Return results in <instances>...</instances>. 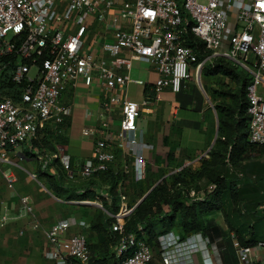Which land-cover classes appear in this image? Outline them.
I'll list each match as a JSON object with an SVG mask.
<instances>
[{"label":"built area","instance_id":"2783aa9c","mask_svg":"<svg viewBox=\"0 0 264 264\" xmlns=\"http://www.w3.org/2000/svg\"><path fill=\"white\" fill-rule=\"evenodd\" d=\"M92 16L112 30V40L108 41L106 33L100 42L101 52L110 56L109 61L83 47ZM188 33L203 42L208 51L203 59L198 60L187 43ZM216 57L249 73L245 86L247 140L264 144V96L257 89L264 85V0H0V83L2 71L9 67L10 80L18 90L9 97L0 86L1 175L13 184L14 174L3 166L15 164L11 151L23 144L31 149L40 170L52 175H57L60 167L70 179L75 175L88 180L110 170L121 177L116 186L120 206L112 215L111 225L120 240L115 264H215L209 240L200 232L185 236L163 232L151 245L141 225L136 232H127L124 226L132 210L125 203L130 160L136 178H143L146 169L136 118L148 99L137 102L126 95L129 83L145 84L130 77L132 61L153 63L160 76L152 89L158 93L165 85L178 91L181 81L190 77L191 67L195 78L206 61ZM32 67L34 74H30ZM79 79L86 85L97 81L103 103L98 128L82 129L84 134L96 135L92 155L74 167L70 155L55 144L71 110L63 94ZM116 114L119 127L113 131L109 125ZM41 134L50 137L53 149L32 144ZM118 153L122 160L114 166ZM30 177L36 179L37 175L30 173ZM202 193L188 191L192 198ZM18 203V217H30L29 226L38 229L29 196L18 195ZM10 219L2 205L0 226ZM77 221L85 224L83 219ZM69 226L70 221L60 217L44 229V254L56 264L88 257L86 236L68 235ZM18 233L23 234L24 228ZM234 245L239 264H249L254 253L264 248L263 242L240 246L235 239ZM154 247L158 249L157 263L153 261Z\"/></svg>","mask_w":264,"mask_h":264},{"label":"crops","instance_id":"0c3cea01","mask_svg":"<svg viewBox=\"0 0 264 264\" xmlns=\"http://www.w3.org/2000/svg\"><path fill=\"white\" fill-rule=\"evenodd\" d=\"M106 33L108 41H111L112 30L106 29L102 21L96 17H90L83 47L95 56H102L109 61L110 56L102 53L100 49V42ZM210 62L212 61L206 63L207 70L212 66ZM116 71L122 72L123 69ZM190 72V77L181 81L178 91H173L165 85L156 93L152 89V84L160 75L153 63L144 59L132 61L130 77L141 79L145 84L129 83L126 95L137 102L148 99L147 105L136 118L137 128L141 131V152L146 161L145 176L136 178L133 162L130 160L131 167L125 182V203L132 207V210L155 185L162 181L169 184L175 175L181 173L183 167H190L191 171L198 169L203 159L210 158L209 153L215 147L216 140H225L227 136L226 133L218 132L216 107L233 104L235 98L232 93L236 91L239 79L220 71L212 72L211 69L208 72L201 69L195 78L192 67ZM145 87H148L147 91L144 90ZM257 89L264 96V85L259 84ZM62 98L70 103L71 110L63 127L64 132L57 137L58 143L55 145L63 147L75 167L92 155L96 135L92 132L84 134L82 129L88 126L98 128L103 103L102 88L97 81L86 85L79 79L73 87H67ZM118 117L119 114H116L109 125L113 131L119 127ZM55 145L52 144L53 147ZM30 150L26 144L17 147L11 151L10 156L13 161L17 159L19 162L12 166H3L14 174L15 181L12 185H9L0 173V213L2 205H5L11 216L5 226H0L4 228L0 234V264H56L44 254L46 243L44 229L51 227L60 217L70 221L68 235L84 234L91 247L85 260L70 259L68 264H115L120 240L111 225L112 215L120 206V199L116 195L117 188L113 189L109 179L99 182L97 180L87 184L85 188L82 183H70L79 196L70 200L59 198L50 189L45 178L37 175L38 161L34 159ZM121 160L122 155L118 153L114 166L120 165ZM30 173H35L37 178H31ZM210 184L204 183L207 188ZM83 189H87L88 192H84ZM83 192L92 199L84 196L86 199L79 200ZM24 194L31 200L34 217L40 225L38 229L29 226L30 217H18V195ZM96 202L101 205H96ZM162 209L163 213L169 211L168 205L165 204L162 205ZM76 218L83 219L85 224L78 222ZM107 219H111L110 224H106ZM211 223L217 229L216 236L210 231L206 234L196 232H200L209 240L215 264H239L234 240L230 239V233L226 232L221 214L214 216ZM160 224L154 223V228L158 230ZM139 225L141 224L136 228ZM16 227L17 233L20 228H24V233L20 237L15 234ZM171 231L182 236L181 231L174 229ZM94 256L95 258H92ZM153 256L154 263H157L156 247L153 248ZM102 257L104 261H98ZM249 264H264V248L254 253Z\"/></svg>","mask_w":264,"mask_h":264},{"label":"trees","instance_id":"16d2710c","mask_svg":"<svg viewBox=\"0 0 264 264\" xmlns=\"http://www.w3.org/2000/svg\"><path fill=\"white\" fill-rule=\"evenodd\" d=\"M186 39L194 48L198 60L203 59L208 52L203 42L191 33L186 35ZM210 64L212 72L220 71L239 79V85L232 93L235 98L233 104L216 107L218 132L226 133L227 136L225 140H216L215 147L210 150V158L203 159L198 169L191 171L190 167H183L181 173L175 175L169 184L162 181L155 185L132 210L126 220L125 230L136 232V226L141 224L144 235L151 245H154L153 240L158 234L171 229L181 231L182 236L196 231L206 234L214 227L211 220L216 216L215 213H221L230 239H235L240 246L264 243V209L257 207L264 202V144H255L247 140L245 86L250 76L248 72L221 57L214 58ZM201 69L205 72L210 71L206 69V63ZM9 71V67L2 71L3 82L0 86L6 96L14 97L18 90L10 80ZM144 90L147 91L148 87ZM237 140L240 142L237 143ZM32 144L39 148H54L52 140L45 134H41ZM51 164L54 165L55 162ZM38 169L37 175L45 178L54 194L67 200L79 196L70 183H82L85 188L87 184L97 180L99 182L109 179L114 189L121 178L108 170L84 181L75 175L72 179L68 178L60 167H57V175L41 171L39 166ZM206 182L214 184V188H207L204 185ZM190 189L203 193L197 198H192L188 194ZM83 190L88 192L87 189ZM84 192L79 200L86 199L84 196L92 199ZM163 204L169 207L167 213H163ZM110 221L111 219H107L106 224H110ZM154 223H161V226L157 227L158 230L154 228ZM140 234L142 235V233L138 235ZM88 249L91 250L89 244ZM98 261H104V258Z\"/></svg>","mask_w":264,"mask_h":264},{"label":"rangeland","instance_id":"374dc122","mask_svg":"<svg viewBox=\"0 0 264 264\" xmlns=\"http://www.w3.org/2000/svg\"><path fill=\"white\" fill-rule=\"evenodd\" d=\"M206 63H209V60H207L206 61ZM35 73V67H32L31 68V70H30V74H34ZM243 73V72H242ZM263 158H264V156H263ZM13 160V159H12ZM14 162L15 163H18L19 161L17 160V159H14ZM8 166H12V165H8ZM45 180V179H44ZM81 180V179H80ZM46 181V180H45ZM85 181V180H84ZM258 207V209H264V202L262 203V204H260V205H258L257 206ZM219 214H221V213H215V215H219ZM222 216V215H221ZM221 222V221H220ZM159 224V223H158ZM5 226V225H4ZM216 227H213V229L212 230H210V233L211 234H213V236H216ZM2 231H4V228L3 227H0V234H1V232ZM15 234L18 236V237H20L21 235L20 234H18L17 233V227L15 228Z\"/></svg>","mask_w":264,"mask_h":264}]
</instances>
